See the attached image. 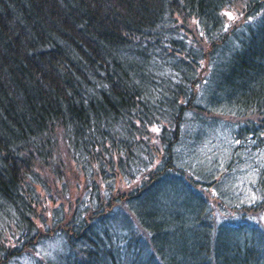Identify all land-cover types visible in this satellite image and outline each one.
<instances>
[{"label": "trees", "instance_id": "16d2710c", "mask_svg": "<svg viewBox=\"0 0 264 264\" xmlns=\"http://www.w3.org/2000/svg\"><path fill=\"white\" fill-rule=\"evenodd\" d=\"M0 264H264V0H0Z\"/></svg>", "mask_w": 264, "mask_h": 264}, {"label": "rangeland", "instance_id": "374dc122", "mask_svg": "<svg viewBox=\"0 0 264 264\" xmlns=\"http://www.w3.org/2000/svg\"><path fill=\"white\" fill-rule=\"evenodd\" d=\"M68 172H67V176L69 177H71V178H73V177H75V171L74 170H71V168H69L68 170H67ZM70 182H72L73 183V188H74V186L75 185H77V183H76V181L74 180V179H70L69 180ZM76 193L73 191V189L71 190V194H70V196H69V200H71L72 201V199L74 198V195H75Z\"/></svg>", "mask_w": 264, "mask_h": 264}, {"label": "snow or ice", "instance_id": "6c2138e0", "mask_svg": "<svg viewBox=\"0 0 264 264\" xmlns=\"http://www.w3.org/2000/svg\"><path fill=\"white\" fill-rule=\"evenodd\" d=\"M227 15L231 16V14H230V13H229V14H227Z\"/></svg>", "mask_w": 264, "mask_h": 264}]
</instances>
